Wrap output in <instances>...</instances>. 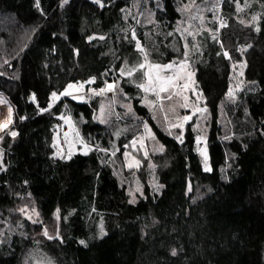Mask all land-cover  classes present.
I'll return each instance as SVG.
<instances>
[{"label":"trees","instance_id":"trees-1","mask_svg":"<svg viewBox=\"0 0 264 264\" xmlns=\"http://www.w3.org/2000/svg\"><path fill=\"white\" fill-rule=\"evenodd\" d=\"M133 1L39 0L37 7V0H0V93L11 104L17 133L0 146V264H23L36 244L57 264H264V15L257 29L230 15L221 43L209 39L195 64L210 114L206 171L192 124L182 140L169 134L142 104L141 89L121 74L144 62L137 42L153 61L172 59L168 34L181 19L178 0L152 4L150 24ZM225 48L246 63L245 89L227 110L237 121L231 137L220 124L232 76ZM90 80L97 89L119 81L136 118L164 147L155 157L158 189L144 181L136 201L110 153L115 145L124 149L136 131L117 136L96 119V100L51 105L53 93ZM66 111L95 148L60 159L53 141ZM27 203L40 222L20 214ZM57 213L62 231L50 237ZM5 223L18 231L3 234Z\"/></svg>","mask_w":264,"mask_h":264},{"label":"rangeland","instance_id":"rangeland-1","mask_svg":"<svg viewBox=\"0 0 264 264\" xmlns=\"http://www.w3.org/2000/svg\"><path fill=\"white\" fill-rule=\"evenodd\" d=\"M158 1L159 0L133 1V9L140 15V18L143 19L142 21L145 24H150L154 21L155 9L152 8V4L159 6ZM224 3L233 4V8L226 9ZM178 7L181 13V19L177 23L175 31L168 34L171 40L170 49L173 51L172 53L174 56L171 60L166 62L153 61V59H149L148 57L149 63L161 65L173 64V69L168 70L163 73V75L171 76L178 73L181 77L176 81L178 87L169 89V92L160 93V99L152 92L141 90L142 104L148 108L151 112V116L165 131L176 137L179 136L183 138L187 125L192 124V128L196 134L197 151L204 161V166L205 158L201 153L206 154L207 164L210 168L208 152L210 114L206 105V100L196 82L195 64L201 61L203 52L208 47L209 39L221 41V32L224 28L229 26L228 20L230 19V15H233L239 22L257 29L261 16L264 15V0H195L194 3L193 0H178ZM189 33H191V35ZM139 45L142 47L141 43H139ZM142 48L145 53H147L145 48ZM243 49L245 48L240 47L239 50L242 51ZM225 53H227L225 57L230 60L232 65V76L230 88L225 98V104L223 103L221 107L220 124L224 128L226 136L231 137L234 134L233 129L237 121L234 110L231 112L227 110L230 108L235 109L234 107L239 100V95L245 89L246 84L243 78L246 63L244 61L237 62L233 60L232 54L227 48H225L224 55ZM138 64L139 63L136 65ZM181 64L186 65V67L181 69ZM132 66L133 65H130L128 67ZM124 70L126 73L127 69ZM146 70L147 69H145V71ZM125 77L129 81L131 80V82H134V84L146 83V80L141 78L140 72H136L133 76H127L125 74ZM119 83V81L106 83L102 88L106 89L108 84H113L115 87L112 91H105L102 95L94 94L102 88H94L93 82L89 83V81H87L77 83L74 85H84L82 90L77 91L72 89V95L70 96L63 95V92L57 94L59 99H52L51 105L56 104L64 98H70L77 102L96 100L98 104V108L95 110L96 119L116 129L115 134L117 136L130 128L136 131L130 141L125 144L124 149L121 150L120 147L115 145L114 149L110 151L112 157L111 164H113L112 166L114 167L115 174L122 183L126 185L131 200L136 201L143 194L144 181L148 183L152 189H158L159 181L156 176V169L158 167L155 157L163 154L164 147L156 139L149 125L136 118L132 110L131 102L125 100ZM185 83L189 85L187 90L180 87ZM176 91H179L180 94L172 95V99L169 100L167 98L168 95ZM229 93H231V95H229ZM185 96L188 97V107H181V105L185 103ZM0 99L7 101L6 104H0V123H4L8 118V109L11 107V104L3 93H0ZM121 108H123L122 111ZM202 109H206V111H200ZM185 115L191 116V120L187 123L182 122V117ZM59 118L61 123L55 128L53 141L55 156L57 158L69 159L77 153L84 154L85 151H87L88 154L95 148L94 145L88 143L84 139L80 127L69 112H64ZM119 120L125 121L127 126L124 127L120 124ZM66 121H70V123H66ZM15 122L16 120L12 109V123L7 129L0 130V146L5 136L13 132ZM178 123H183V127H174V125ZM145 125H147V128H145ZM149 131L151 135H149ZM65 133L68 134L67 137ZM133 140L136 141L135 144L132 143ZM136 161L139 163L136 164ZM1 162L2 152L0 148V163ZM129 164H131L132 167H129ZM19 212L33 222L41 221L39 212L29 203L20 207ZM60 220L59 213H57L52 224V235L49 234L50 237L61 234L62 223ZM17 231L18 227H16L14 223H5V226L1 228V232L3 234L7 232V236ZM23 264L57 263L47 251L42 249L39 244H36L34 248H31L25 254Z\"/></svg>","mask_w":264,"mask_h":264},{"label":"snow or ice","instance_id":"snow-or-ice-1","mask_svg":"<svg viewBox=\"0 0 264 264\" xmlns=\"http://www.w3.org/2000/svg\"><path fill=\"white\" fill-rule=\"evenodd\" d=\"M64 2L66 3L67 0H64ZM97 3H100V0H96ZM195 2V0H193V3ZM37 7H39V0H37ZM101 7H103V4H101ZM191 35V33H189ZM215 38V37H213ZM137 48L138 50L143 54V60L144 62L139 63L138 65H133L132 67H127V72L125 73L124 70H121V74L122 75H127V76H133L135 75L136 72H140L141 73V78L146 80V83H139L137 84V87L140 88L141 90L145 91V92H152L153 94H155L157 96L158 99H160V93H165V92H169V89L171 88H177V84L176 81L179 80L181 77L179 76V74H175V75H171V76H165L163 75V73L167 72L170 69H173V64L169 63V64H165V65H161V64H155V63H149L148 62V55L147 53H145L144 49L139 45V42H137ZM225 56H227V53H225ZM184 67H186V65L181 64L180 68L183 69ZM145 69H147L145 71ZM191 75V74H190ZM94 81H89V83H92ZM84 87L83 84L77 86L74 84H69L68 85V89L65 90L62 94L66 95V96H70L72 95V89H75L77 91L82 90ZM115 85L113 84H108L107 88L104 89H100L99 91L95 92L94 94L96 95H102L105 91H112L114 89ZM183 89L187 90L189 85L187 83L183 84L182 86ZM180 92L176 91L171 93L170 95H168V99H172V95H179ZM229 95H231V93H229ZM35 99V97H33V100ZM52 99L53 100H57L59 99V97L57 96L56 93L52 94ZM185 103L181 105V107H188V97H184ZM7 101L0 99V104H6ZM200 111H206V109H202ZM191 120V116H187L185 115L184 117H182V122L183 123H187L188 121ZM12 123V109L11 107H9L8 109V118L4 123H0V130L3 129H7L8 126ZM66 123H70V121H66ZM183 123H178L176 125H174V127H183ZM145 128H147V125H145ZM11 135L13 137H15L17 135V133L15 132H11ZM67 133H65V136L67 137ZM78 135V133H77ZM149 135H151L150 131H149ZM177 139H182V137H177ZM199 141V138H198ZM133 144L136 143L135 140L132 141ZM84 154H87V151H85ZM201 155L204 156L205 158V170L206 171H210V168L208 167L207 164V156L205 153H201ZM139 162L136 161V164H138ZM129 167H132L131 164H129ZM131 202V201H130ZM46 234V233H45ZM175 254V253H173Z\"/></svg>","mask_w":264,"mask_h":264},{"label":"built area","instance_id":"built-area-1","mask_svg":"<svg viewBox=\"0 0 264 264\" xmlns=\"http://www.w3.org/2000/svg\"><path fill=\"white\" fill-rule=\"evenodd\" d=\"M14 129H15V123H14V128H13V131H14Z\"/></svg>","mask_w":264,"mask_h":264}]
</instances>
